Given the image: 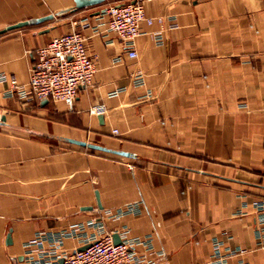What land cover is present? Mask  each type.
<instances>
[{
    "label": "crops",
    "instance_id": "crops-1",
    "mask_svg": "<svg viewBox=\"0 0 264 264\" xmlns=\"http://www.w3.org/2000/svg\"><path fill=\"white\" fill-rule=\"evenodd\" d=\"M72 5L0 0V14L29 19ZM144 6L153 23L141 24L134 58L114 34L82 29L96 71L79 87L72 109L7 97L8 83L0 80V264H29L23 245L36 232L90 219L114 234L126 230L127 238L150 236L154 264H264L255 207L264 200V0H149ZM90 8L76 11L65 26L55 17L0 34V75L26 83L36 49L80 30L79 19L102 7ZM139 73L145 85L135 87ZM118 87L124 90L108 95ZM99 105L103 110L93 112ZM130 203H139L137 213L111 215ZM215 241L244 251L213 263ZM79 247L76 239L63 243L68 251Z\"/></svg>",
    "mask_w": 264,
    "mask_h": 264
},
{
    "label": "built area",
    "instance_id": "built-area-1",
    "mask_svg": "<svg viewBox=\"0 0 264 264\" xmlns=\"http://www.w3.org/2000/svg\"><path fill=\"white\" fill-rule=\"evenodd\" d=\"M145 1L149 0H137L134 3L112 2L105 6L103 12L82 16L79 19L80 30L56 35L36 49L26 83L0 75V80L8 83L4 95L16 97L23 102L46 97L63 102L68 109H72L79 87L90 84L96 71V63L88 52L86 36L82 29L90 28L94 34L101 36L114 34L128 49V57L134 58L137 55L133 48L134 39L144 33L141 24L153 23V18L146 14ZM155 37L159 38L160 35L156 34ZM132 83L135 87L144 86V75L137 74ZM122 90L123 87L115 88L108 95L116 96ZM149 96L148 91L145 97ZM102 110V105L92 109L93 112ZM255 207L258 212L256 235L264 245V200L257 202ZM138 211L139 203H130L113 211L111 215L122 216ZM114 233L115 231H107L103 224L95 219L71 224L57 231H38L24 243L23 258L29 264H154V259L148 255L152 250L150 236L142 239L127 238L126 230L121 233L116 231L119 243H114ZM68 238L76 239L80 247H87L68 251L63 248V243ZM137 246L144 247V252H139ZM243 251L241 248L221 249V243L215 241L211 262L223 263L228 257Z\"/></svg>",
    "mask_w": 264,
    "mask_h": 264
},
{
    "label": "water",
    "instance_id": "water-1",
    "mask_svg": "<svg viewBox=\"0 0 264 264\" xmlns=\"http://www.w3.org/2000/svg\"><path fill=\"white\" fill-rule=\"evenodd\" d=\"M104 1L105 0H73L72 6H70L68 8L61 9L55 13H49V14H46V15H43L40 17H32L29 19H25V20H21V21H17L15 23L9 24V25L5 26L4 28L0 29V34L15 30V29H20L23 27L37 26V25H40L46 21L53 20L55 17H63L67 14L74 13L80 9H83V8L100 5ZM136 1L137 0H132L131 2L134 3ZM104 10H105V7H102L101 9L94 11L93 14L103 12ZM48 30H49V28H44V29H41L39 32H46ZM48 101H49V99L46 97L40 99V102L42 105L44 103H47ZM99 118H101V116H99ZM4 123H5V116L2 115L0 117V124H4ZM65 140L69 143H73V144H76L78 146L86 147V148L93 149L96 151H101V152H105V153H110V154L120 155V156H126V157L131 156V154L129 152L118 150V149L108 148V147H105V146H102L99 144H95L92 142L81 141V140L70 139V138H67ZM11 230L12 229L10 228L8 233H7V236H6V243L7 244H10L12 242L11 241ZM113 240H114V243H119V237L117 234H113ZM86 247H87V245H83V246L79 247L77 250H81V249H84ZM19 258L21 259L22 257H19Z\"/></svg>",
    "mask_w": 264,
    "mask_h": 264
},
{
    "label": "rangeland",
    "instance_id": "rangeland-1",
    "mask_svg": "<svg viewBox=\"0 0 264 264\" xmlns=\"http://www.w3.org/2000/svg\"><path fill=\"white\" fill-rule=\"evenodd\" d=\"M113 1H110V0H107L105 1L103 4H100V5H97V6H94V7H91L92 9H99L100 7H105L106 5L112 3ZM123 3V2H122ZM102 5V6H101ZM90 8V9H91ZM15 10H16V7H15ZM77 12L75 13H70V14H67L66 16H63V17H57V20L56 22L57 23H61L63 26H65L68 21H70V19L72 17H75ZM32 16L31 14H26V13H19V12H16L15 13H8V14H0V24H5L7 23V21H11L13 19L12 22H14V20H18V19H22V20H25L26 18ZM10 23V22H9ZM8 24V23H7ZM66 144L64 143H58L56 146L58 147H64Z\"/></svg>",
    "mask_w": 264,
    "mask_h": 264
},
{
    "label": "trees",
    "instance_id": "trees-1",
    "mask_svg": "<svg viewBox=\"0 0 264 264\" xmlns=\"http://www.w3.org/2000/svg\"><path fill=\"white\" fill-rule=\"evenodd\" d=\"M66 16V15H65Z\"/></svg>",
    "mask_w": 264,
    "mask_h": 264
}]
</instances>
